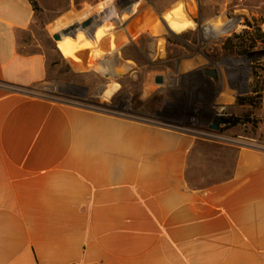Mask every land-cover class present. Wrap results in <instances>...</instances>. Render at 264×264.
I'll list each match as a JSON object with an SVG mask.
<instances>
[{"label": "crops", "instance_id": "obj_1", "mask_svg": "<svg viewBox=\"0 0 264 264\" xmlns=\"http://www.w3.org/2000/svg\"><path fill=\"white\" fill-rule=\"evenodd\" d=\"M36 2L0 0V264H264V148L32 93L51 84L34 26L87 74L78 38L53 35L113 1ZM110 44L86 53L107 57ZM181 87L143 84L142 106L200 90Z\"/></svg>", "mask_w": 264, "mask_h": 264}, {"label": "rangeland", "instance_id": "obj_2", "mask_svg": "<svg viewBox=\"0 0 264 264\" xmlns=\"http://www.w3.org/2000/svg\"><path fill=\"white\" fill-rule=\"evenodd\" d=\"M112 1L106 8L103 7L102 2H98L96 12L91 10L87 15L88 18L101 15L100 22L103 23L104 14L113 11L109 19L111 21L107 25L110 31L105 35L111 41L109 56L102 57L98 52L95 58V55L89 54L90 52L86 53L87 47H94L105 38V31L98 24L99 20H96L94 28H90L86 33L79 32L78 43L71 38L75 47L83 51L81 55L90 70L87 74L80 76L75 74L72 61L62 57L55 44L48 41L45 32L34 26L37 39L45 45L49 54L51 84L37 86L30 90L32 93L43 92L59 102L98 107L105 111L124 110L129 115H152L154 120L166 121L172 119L166 115L136 108L133 98L134 95H142L143 84H125L121 93L112 97L116 98V103L112 105L111 98L108 99L109 102L105 101L107 99L103 97L104 89L105 86L119 87L118 84H78V82L98 79L115 81L110 75L115 70L122 71V77L117 78L119 80H154V76L161 72L168 79L180 82L185 76L203 72L205 68H212L219 73V84L215 89H209L207 93L203 92L204 94L196 90L200 96L191 107L195 114L192 119L197 116L198 121H202L201 113H207L211 109L219 113L225 112L239 121L236 125H230L231 129L227 136L216 139L264 148V55L251 56L264 52V41L254 42L255 44L251 41L253 45L247 46L246 53H241L235 42L234 47L226 48L229 39L248 30L253 32L254 29L249 27V23L255 28H260L264 33L263 0H135L132 5L127 4L129 0ZM182 17H185L188 23H173V20ZM198 19H201V22L195 24ZM225 25H231V28L217 35L216 32ZM168 26L178 36L181 32L192 29L196 35L192 33L187 41L192 51L178 49L169 54L170 58H168L166 38L172 36ZM197 28L200 31L204 30L199 37L197 34L200 35L201 32L199 33ZM145 30L147 32H143ZM53 42L56 43L55 40ZM135 44L139 49L136 56H124L128 55V52L122 53L126 47L131 55L135 54L136 47L133 46ZM206 50L217 52L218 58L208 56ZM168 59L172 60L171 67L148 66ZM76 60L78 64V59ZM136 70L142 73H132ZM204 78L212 80L208 77ZM181 86L182 84H177L176 88H182ZM205 122L209 125L213 123L211 113L208 114Z\"/></svg>", "mask_w": 264, "mask_h": 264}, {"label": "flooded vegetation", "instance_id": "obj_3", "mask_svg": "<svg viewBox=\"0 0 264 264\" xmlns=\"http://www.w3.org/2000/svg\"><path fill=\"white\" fill-rule=\"evenodd\" d=\"M201 19H198L195 24L200 23ZM169 32L172 36L166 38V54L169 57V54L176 52L178 49L180 50H191V47L188 46V38L192 36V29L191 30H186L185 32H181L180 36L176 32H174L169 26ZM148 30V28H147ZM147 30L143 32H147ZM199 31L200 35L197 34V36H201L204 33V30H199L198 28L196 29ZM194 34V33H193ZM143 35V34H142ZM196 35V34H194ZM136 47L135 49V54L133 53L132 55L129 52V49L126 47L122 50V53L125 54L128 52V55L125 54L124 56H136V53L139 52L137 44L133 45ZM128 50V51H127ZM188 51V52H189ZM206 54L212 58H218V53L217 52H209L206 50ZM138 55V54H137ZM262 56L264 55V52L259 53V54H251V56ZM127 62H130L129 60H126ZM171 59L165 60L163 62H158L157 64H149L148 66L151 68H159V67H171ZM213 71L215 73V77H212L210 75L206 74V71ZM132 73L134 74H139L142 73L138 70L133 71ZM135 76V75H134ZM162 76L163 80H158L157 77ZM120 76L119 78H121ZM204 77H208L212 80H206ZM184 79L180 82L178 81H172L168 79L166 75L163 73H157L154 76V80H119L115 79L116 84H121L120 89L125 88V84H157L161 86H170L174 88L177 84H183L184 86L187 84H196L197 88L203 89V92H205L206 87L208 89H215L216 85L219 84V73L216 69L212 68H205L204 71H199V73H195L189 76L183 77ZM118 90V91H119ZM202 92V94H204ZM116 95L114 94L113 97ZM200 96L199 92H192V93H177L173 92L170 90H166L163 93H156L154 94L151 99L147 102L146 106H142V102L140 100V95H134L133 101L136 104V108L139 107L140 109L138 110H147L148 112L152 113H157V114H162L166 115L167 117L177 121V123L172 124L177 129H180L182 131H186L189 133H194L199 136L203 137H211V138H217L220 137L223 138V136H227L229 133L230 125H236L234 124V118H231L230 115L227 113H219L218 111L211 109L207 111V113H201L203 120L197 122H192V118L194 117V110L191 108L195 100ZM116 98H113L112 100V105H114L116 102ZM211 113L213 116V123L209 125L208 123L205 122V119L208 117V114ZM197 119L198 117L195 116Z\"/></svg>", "mask_w": 264, "mask_h": 264}, {"label": "water", "instance_id": "obj_4", "mask_svg": "<svg viewBox=\"0 0 264 264\" xmlns=\"http://www.w3.org/2000/svg\"><path fill=\"white\" fill-rule=\"evenodd\" d=\"M135 2V0H129L128 1V5H132L133 3ZM113 14V11H108L104 14L103 16V20H108L111 18ZM102 18L101 15H97L95 18H88L87 20H85L84 22H77V23H74L73 25L67 27V28H64L60 33H56L53 35V39L56 41V42H61L63 39H62V36L64 37H68V38H74V39H77L78 38V35H79V32H84L86 33V31H88L90 28H94V23L96 20H99V25L102 24L100 22V19ZM231 28V25H228V30ZM206 74L207 75H210L212 77H215V73L213 71H206ZM113 78L117 79L119 78L121 75H122V71L121 70H115L114 72H112L110 74ZM108 76V75H107ZM158 80H163L162 76H158L157 77Z\"/></svg>", "mask_w": 264, "mask_h": 264}, {"label": "trees", "instance_id": "obj_5", "mask_svg": "<svg viewBox=\"0 0 264 264\" xmlns=\"http://www.w3.org/2000/svg\"><path fill=\"white\" fill-rule=\"evenodd\" d=\"M30 2L34 7V10L38 11L39 6L36 0H30ZM249 27L254 29L253 32H251V30L250 31L248 30L243 34L236 35L234 38L229 39L226 43V48L234 47V42H235L237 44L236 46H238L241 49V53H246L248 51L247 46L252 47L253 45L252 42L257 43L259 41H264V33H262L260 28H255V26H253L251 23H249ZM249 42L251 43L249 44ZM245 47L246 49H244ZM238 121L239 119H235L234 124L238 123Z\"/></svg>", "mask_w": 264, "mask_h": 264}, {"label": "bare ground", "instance_id": "obj_6", "mask_svg": "<svg viewBox=\"0 0 264 264\" xmlns=\"http://www.w3.org/2000/svg\"><path fill=\"white\" fill-rule=\"evenodd\" d=\"M227 31H228V25H225V26L220 27V30L217 31L216 34L219 35V34H222V33L227 32ZM118 88H119L118 86H116V87H113V86L109 87V89L104 93V96L106 98H112L113 95L118 90Z\"/></svg>", "mask_w": 264, "mask_h": 264}, {"label": "built area", "instance_id": "obj_7", "mask_svg": "<svg viewBox=\"0 0 264 264\" xmlns=\"http://www.w3.org/2000/svg\"><path fill=\"white\" fill-rule=\"evenodd\" d=\"M197 120H198L197 118H194V119L192 120V122L195 123V122H197ZM171 126H172V125H171Z\"/></svg>", "mask_w": 264, "mask_h": 264}]
</instances>
